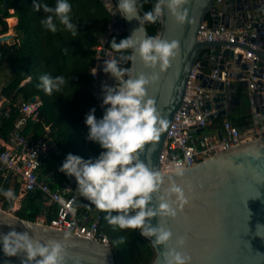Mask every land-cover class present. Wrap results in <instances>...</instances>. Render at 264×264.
Segmentation results:
<instances>
[{"label": "water", "instance_id": "water-1", "mask_svg": "<svg viewBox=\"0 0 264 264\" xmlns=\"http://www.w3.org/2000/svg\"><path fill=\"white\" fill-rule=\"evenodd\" d=\"M118 3L119 0H106L105 6L116 21L102 34L105 42L113 32H126L130 37L132 32L141 26L136 19L125 20L116 11ZM4 7H7V1L4 2ZM184 10L187 16L181 24L164 8L159 26L153 35L163 40L178 42V55L171 61L167 70L161 71L159 66L145 67L138 57L132 62L126 59L128 55L112 51L104 42L99 52L100 67L93 93L104 110L110 107L103 105L102 89L105 85L115 86L118 81L110 73L103 71L104 61L109 58L107 53L120 61L118 67L128 70L132 78L141 73L146 76L155 74L158 78L147 87V95L154 100L160 115L168 121V127L161 133L158 141L145 145L140 159L165 175L163 187L168 186L167 177L172 175L176 182L185 188L190 201L175 219L168 218L164 222V226L173 232V239L168 246H175L176 238L184 236L186 242L181 250L191 257V264H264V136L244 140L185 167L183 178H175L174 171L163 172L160 163L171 124L184 104L190 75L197 63L200 70L197 78L204 86L215 91L212 96L205 94L202 108L211 112L209 120L226 118L235 113L241 102L237 94V82L244 84L241 78L248 68V63L242 61V54L236 49L240 46L253 50L257 56L254 75L258 77L253 91V106L262 119L264 39L260 48L253 49L238 41L200 40L198 34L202 22L206 21L209 15L213 26L222 24L226 27H240L249 22L255 24L264 16V0H187ZM143 29V33H137L138 37H153L145 24ZM14 37V32L0 35V43L7 42L16 47ZM209 69H226L229 78L226 81L214 80L207 74ZM24 84L22 82L17 90ZM31 100L35 101L36 96L31 97ZM205 129L201 127L197 132H203ZM160 194L162 192L156 196ZM156 196L153 198V204L149 206L156 205ZM25 221L32 225V235L42 243L56 240L63 244L64 264H118L111 245L22 218L0 207V234L8 233L13 227L17 232L26 231L21 224ZM158 221L159 218L154 217L151 224L157 226ZM146 239L151 242L154 237ZM152 247L155 258L151 264H162L161 253L164 246ZM2 249L0 242V264H21L26 258L24 253L7 257Z\"/></svg>", "mask_w": 264, "mask_h": 264}, {"label": "clouds", "instance_id": "clouds-1", "mask_svg": "<svg viewBox=\"0 0 264 264\" xmlns=\"http://www.w3.org/2000/svg\"><path fill=\"white\" fill-rule=\"evenodd\" d=\"M187 0H157L151 11L140 14L143 5L140 0H119L116 11L128 21L136 19L140 27L128 38L116 42L111 41L110 47L117 53L131 50L126 59L135 62L137 57L148 68L159 66L161 71L167 70L171 61L178 55V42L163 40L158 37L142 36L145 23L155 24L161 17L163 9L174 17L176 22L184 23L187 13L184 5ZM35 11L43 10L46 17L41 20L44 28L55 33L57 22L76 35L77 25L71 21L72 6L68 0H56L54 7L40 0H33ZM113 14H115L113 12ZM104 61L103 71L110 73L118 83L115 86H104L103 105L107 107L102 119L97 120L95 109L86 116L89 128L87 140L100 145L102 151L95 160L85 161L79 156L68 154L59 171L68 177H74L77 182V194L94 205L100 211L107 213V222L121 230H139L141 236L151 239V244L157 248L164 246L161 253L162 264H191V257L181 249L186 238L178 236L175 246L169 247L173 232L164 226L168 218L175 219L179 212L189 204L185 188L176 182L172 175H165L140 159V153L146 144L158 141L160 135L168 127V121L163 118L155 107V102L147 95V87L158 77L153 74L146 76L141 73L132 78L131 73L118 67L120 61L108 54ZM121 59V57H120ZM97 69L93 68L95 76ZM65 84L63 76L53 78L48 74L40 77L41 87L46 94L59 91ZM182 165H174V177L183 178ZM158 197L157 193H161ZM5 198L14 199L11 189L3 190ZM157 197L156 205L153 204ZM76 200V197L73 198ZM60 204H64L62 198ZM115 213V214H113ZM158 217V225L153 226L151 220ZM27 229L24 232L9 231L0 234L3 253L7 257H15L24 253L26 258L21 264H64V246L60 241L47 240L42 243L32 235V225L21 222ZM120 238L118 243H123Z\"/></svg>", "mask_w": 264, "mask_h": 264}, {"label": "trees", "instance_id": "trees-1", "mask_svg": "<svg viewBox=\"0 0 264 264\" xmlns=\"http://www.w3.org/2000/svg\"><path fill=\"white\" fill-rule=\"evenodd\" d=\"M5 1L7 7H4ZM40 2L52 7L56 4V0H40ZM68 2L72 6L71 21L78 29L75 36L58 22V31L55 33L44 28L41 20L47 14L43 10L35 11L32 7L33 0H0V34L9 31L6 18L17 16L19 19L14 26L16 47L7 42L0 43V67L8 65L12 69L10 81L4 86V93L13 100L29 99L33 96H40L43 99L41 118L52 125L53 138L58 149L44 157L40 173L42 177L48 178L54 187L66 179L74 178L59 171L68 154L87 161L95 160L102 151H105L99 144L86 139L89 128L85 121L93 108L97 120L102 119L106 111L93 93L92 69L97 54L96 47L102 44V34L107 30L112 14L102 0H68ZM156 2L157 0H140L143 5L140 9L141 15L151 11ZM12 9L13 13L10 12ZM206 21L212 24L210 15ZM145 25L153 36L159 26V20L155 24L145 23ZM113 38L119 43L120 40L128 38V35L126 32H113L105 42L109 49ZM120 53L130 55V50ZM44 74L53 78L63 76L65 84L59 91L54 90L48 95L38 87L40 77ZM25 80L27 81L23 87L17 90ZM237 86V94L241 102L236 107L235 113L226 118L238 127L245 128L252 122V105L246 85L237 82ZM17 117L18 113L13 112L8 118H0V137L7 138ZM223 119L213 118L206 129L212 131L220 128ZM36 126L39 130L41 123ZM30 127L29 125L27 130ZM50 171L54 173L48 176ZM21 187L22 183L16 175L5 173L0 169V207L22 218L36 220L37 215L48 208L45 205L44 194L41 191L22 192ZM8 189L14 193L12 200L3 195V190ZM17 202L19 207H15ZM83 209L91 211V205L84 199ZM98 211L102 216L100 225L110 237L118 264L152 263L155 258L154 248L140 235L139 230H121L112 226L105 219L107 213ZM53 215L54 213L51 212L48 216L51 218ZM122 237L124 242L118 243ZM120 254L122 257L119 256Z\"/></svg>", "mask_w": 264, "mask_h": 264}, {"label": "built area", "instance_id": "built-area-1", "mask_svg": "<svg viewBox=\"0 0 264 264\" xmlns=\"http://www.w3.org/2000/svg\"><path fill=\"white\" fill-rule=\"evenodd\" d=\"M102 1L106 4V0ZM221 1L218 0V2ZM6 21L9 25L8 18ZM115 21V17L112 16L108 27ZM198 39H225L246 43L253 49L260 48L264 39V16H261L255 24L249 22L240 27L235 25L226 27L222 24L213 26L203 21ZM101 41L102 44L96 47L97 54L93 68L97 71L95 76L92 75L94 86L100 67L99 52L105 42L103 39ZM236 50L242 54V61L248 63L241 81L246 85L252 105L251 124L240 128L231 120L224 118L219 130L206 131L205 129L203 132H197L201 127L206 128L210 121L208 116L211 112L202 108L205 94L209 93L212 96L215 93L212 88L204 86L197 78L200 71L199 63H197L190 75L184 104L174 117L160 157L163 172H173L174 165L177 164L182 165L183 168L191 166L244 140L264 136V120L260 119V113L253 106V91L255 82L258 80V77L254 75L257 56L253 50L240 46ZM208 75L214 80L226 81L229 78L226 69L222 71L213 69ZM43 103L40 96H36L35 101L31 98L13 100L4 93V86H0V118H8L13 112L18 113L7 138L0 137V169L5 173L16 175L22 183V192L41 191L44 194L45 205L48 208L37 215L35 221L111 245L108 233L100 225L102 218L100 212L88 200L78 196L75 178L66 179L54 187L48 178L41 176V158L44 159L49 153L58 149L53 138L52 125L41 118ZM99 104L101 105L100 101ZM39 123L41 127L38 130L36 125ZM29 125L31 127L27 130ZM53 173L50 171L48 176ZM74 197H76L75 201ZM60 198L64 200V204L59 203ZM83 199L91 205V211L83 209ZM51 212L54 215L49 218L48 215Z\"/></svg>", "mask_w": 264, "mask_h": 264}, {"label": "rangeland", "instance_id": "rangeland-1", "mask_svg": "<svg viewBox=\"0 0 264 264\" xmlns=\"http://www.w3.org/2000/svg\"><path fill=\"white\" fill-rule=\"evenodd\" d=\"M14 23L15 22H13V23L9 22V25H13ZM8 32H14L15 33L14 27L13 26H9V31ZM11 73H12V69L8 65L0 67V86H5L7 83H9ZM26 81L27 80H25L23 82L25 83ZM206 131H208V128L206 129ZM119 256L122 257L121 254Z\"/></svg>", "mask_w": 264, "mask_h": 264}, {"label": "crops", "instance_id": "crops-1", "mask_svg": "<svg viewBox=\"0 0 264 264\" xmlns=\"http://www.w3.org/2000/svg\"><path fill=\"white\" fill-rule=\"evenodd\" d=\"M10 12L11 13H13L14 11H13V9L12 10H10ZM11 18H14L15 19V23L13 24V25H9V26H15L17 23H18V17L17 16H11V17H9L8 18V21L10 22V20L9 19H11ZM211 72V70L209 69V70H207V74H209ZM262 115V119L264 120V113H262L261 114ZM209 123H211V121H209ZM249 126V125H248ZM247 127V126H246ZM220 128H218V129H216V130H219ZM212 131H215V130H212ZM47 206V205H46ZM15 207H19V203L17 202L16 203V205H15Z\"/></svg>", "mask_w": 264, "mask_h": 264}, {"label": "bare ground", "instance_id": "bare-ground-1", "mask_svg": "<svg viewBox=\"0 0 264 264\" xmlns=\"http://www.w3.org/2000/svg\"><path fill=\"white\" fill-rule=\"evenodd\" d=\"M10 20V22H15V19L14 18H11V19H9Z\"/></svg>", "mask_w": 264, "mask_h": 264}]
</instances>
